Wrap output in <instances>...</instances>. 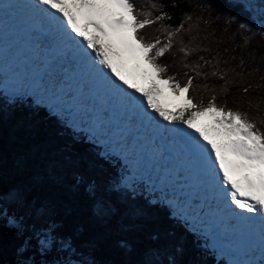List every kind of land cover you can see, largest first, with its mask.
Returning <instances> with one entry per match:
<instances>
[{"label":"snow or ice","instance_id":"obj_1","mask_svg":"<svg viewBox=\"0 0 264 264\" xmlns=\"http://www.w3.org/2000/svg\"><path fill=\"white\" fill-rule=\"evenodd\" d=\"M230 3L233 7L238 5L242 12L252 11L249 0H230ZM5 7L23 8L45 17L62 44L74 51L80 62L133 105L150 125L159 129L162 137L172 142L179 140L185 159L210 182L220 210L246 230L249 243L259 242V260L233 264H264V127L258 126L259 112L250 116L241 105L229 107L227 100L217 103V95L226 94L227 85L240 82L228 79L227 70L219 68V61L210 72L203 71L199 63H183V59L200 50L199 45L189 47L194 37L189 38L188 44L184 42L183 34L192 31L191 25L185 28L183 21L175 27L161 23L170 18L167 12L161 10L153 15L151 11H141L134 0H29L25 5ZM211 7L209 4L206 10ZM222 14L227 23L237 22L239 30H247L246 43L255 35L264 38V30L257 32L255 25L249 23L250 16L242 19L240 12L230 8ZM257 23L264 29V0H260ZM147 26H153L158 34L147 37L142 32ZM174 47L183 53L181 64L188 70L183 82L175 75H168V66L159 62ZM199 59L211 65L203 56ZM129 63L131 73L150 80L148 87L129 83L125 75ZM244 63L241 59L240 64ZM251 71H260V68ZM217 74L224 81L219 92L215 86L209 90L207 83L198 85L211 92L206 102L203 97L186 95L193 87L194 78L203 76L207 80ZM237 75L243 77V72ZM123 85L134 91H127ZM251 87L248 83L242 91L247 92ZM0 88L10 94L12 104L32 97L34 102H46L50 110L61 114L46 87L18 78L11 83L0 82ZM165 96L178 102L174 111L161 103ZM202 117L206 119L198 122ZM182 125L193 131L188 132ZM259 125H264V118L259 120ZM120 156L125 166L103 185L81 171H66L61 161L47 155L38 157L42 163L36 162L31 154L16 155L11 170L0 157V264H106L94 256V241L82 238L83 228L67 225V217L74 211L73 199L80 193L92 201L96 215L105 214L109 193L129 200L147 193V203L167 205L169 218H178L203 238L201 247L205 251L210 249L212 255L218 254L212 229L206 224L195 226L190 209L178 197L141 177L138 166L127 154ZM9 171L18 178L8 180ZM57 208L64 209L63 216L57 215ZM142 214L139 209L134 213L135 216ZM150 239L158 241L159 237L153 234ZM118 244L126 253H133L129 242L120 240ZM183 254L180 244L156 243L136 252L135 258L125 264H186L180 259Z\"/></svg>","mask_w":264,"mask_h":264},{"label":"trees","instance_id":"obj_2","mask_svg":"<svg viewBox=\"0 0 264 264\" xmlns=\"http://www.w3.org/2000/svg\"><path fill=\"white\" fill-rule=\"evenodd\" d=\"M134 3L139 10L151 11L153 15L161 10L167 12L170 18L161 23L175 27L183 21L185 28L191 25L192 31L183 34L184 42L188 44L189 38L194 37L189 47L199 45L200 50L183 59V63H199L203 71L210 72L219 61V68L227 70L228 79L240 81L227 85V93L218 94L217 103L232 99L231 103L234 104L242 99L251 105L259 104L260 108L264 107V80L261 79L264 76V38L255 35L250 43H246L244 35L247 30H239L237 22L227 23L222 14L224 9L230 8L233 12H240L242 19H249L251 12H242L238 5L233 7L230 0H134ZM153 4L158 7L152 8ZM209 4L212 6L211 10H206ZM255 14L257 16L258 11ZM257 21L256 17L249 19L257 32L264 30L259 28ZM142 32L147 37L158 34L153 26H147ZM199 56L211 61V65H205ZM182 58L183 53L177 52L174 47L159 58V62L168 66V75H175L176 79L183 82L188 70L182 67ZM241 59L245 61L243 65L240 64ZM257 67L260 71H251ZM240 72H243V77L237 75ZM205 83L209 90L215 86L217 92L224 85L219 74L216 77L209 76L207 80L201 76L194 78L193 87L186 95L197 99L203 97L206 102L211 92L198 87ZM248 83L252 87L243 92L242 89ZM235 90L241 95L237 99L231 96V91ZM248 92L253 94L250 98H245ZM11 99L10 94L0 91V157L10 170L16 155L31 154L38 163L43 162L38 157L47 155L61 161L66 171H81L103 185L124 167L120 158L105 152L96 139H93L96 142L93 141L89 133L73 125L64 115L52 114L46 105L34 102L32 97L17 104L10 103ZM228 106L235 107L236 104ZM243 107L247 110L249 108L245 105ZM17 178L9 171L8 180ZM147 195L143 193L135 200H129L109 193L106 196L105 214L96 215L92 201L82 193L77 194L72 202L74 211L67 217V225L81 226L84 230L82 238L94 241V256L106 264H125L134 259L135 253L144 247L164 242L182 245L184 254L180 259L186 264H226L222 258L224 253L219 251L218 255H212L210 249L205 251L201 247L204 244L203 238L190 233L179 219L169 218L167 205L147 203ZM137 209L143 214L135 216ZM56 212L59 216L64 215L63 208H57ZM127 225L135 226L126 227ZM153 234L158 235V241L150 239ZM120 240L129 242L133 246V253H126L118 244Z\"/></svg>","mask_w":264,"mask_h":264},{"label":"rangeland","instance_id":"obj_3","mask_svg":"<svg viewBox=\"0 0 264 264\" xmlns=\"http://www.w3.org/2000/svg\"><path fill=\"white\" fill-rule=\"evenodd\" d=\"M249 2L252 4V11H251V17L254 19V17H256V18H258V16H259V13H260V0H249ZM254 11V12H253ZM255 11H258V15L256 16V14H255ZM251 19V18H250ZM131 67H132V65H131V63H129L128 65H127V70L125 71V75L126 76H128V78H129V81H131V82H140L139 83V85L140 86H142V87H148L149 86V84H150V80H148V79H145L142 75H140V74H138V73H131L129 70L131 69ZM51 76V75H50ZM49 76V77H50ZM9 77V75L7 74V75H3V72H0V82H4L5 80H7V78ZM60 77H61V75H60ZM23 79L26 81V82H30L31 83V81H30V79L29 78H27L26 76L25 77H23ZM48 79H44V81H47ZM6 83V82H5ZM10 83H11V81H10ZM35 83V82H34ZM36 84V83H35ZM48 84L51 86L52 84H53V82H52V80H48ZM38 85V84H37ZM40 86H42L43 87V85L41 84ZM58 89H60L59 88V86H58ZM57 89V90H58ZM166 91H167V89H166ZM67 92H68V90H62V96H63V103H67V100H66V94H67ZM59 93V92H58ZM231 93H233V94H231V96H234L235 98L236 97H240L241 95L235 90L234 92H232L231 91ZM49 94H50V91H49ZM241 94H242V92H241ZM248 95H246L247 97H245V98H250L249 96L251 95L252 96V94L253 93H250V92H248L247 93ZM50 97H51V95H50ZM237 99V98H236ZM240 101H239V103L238 102H234V104H232L231 103V101H233L232 99H229L228 100V104H230V105H234L235 106V104H236V106L239 104H241V106H242V108H244L245 109V107H243V105H245V106H247V107H249L248 108V110H250L251 111V113L252 114H250L251 116L252 115H256L258 112H259V115H257L256 116V118H257V122H258V125H259V120L261 119V118H264V107H259V108H257V106H255V105H251V104H249L248 103V101H245V100H242V99H239ZM52 101L53 102H55L57 105H59V104H61V102H57L56 101V98L54 97L53 99H52ZM230 101V102H229ZM236 101V100H235ZM83 103H85V102H83ZM161 103L165 106V107H167L170 111H174L175 110V108H176V105H177V101H175L172 97H170V96H165V97H162L161 98ZM88 104V105H87ZM82 105H86V108L85 109H91L92 107H91V105H90V102H88V103H86V104H82ZM84 109V110H85ZM69 111H70V109H69ZM88 111V110H87ZM206 118L205 117H202V118H200V121H198V122H203L204 120H205ZM80 120H81V118H80ZM85 120V119H84ZM88 124H89V121H88ZM93 126V125H92ZM91 126V127H92ZM259 126H261V127H264V125H259ZM154 136L155 135H152V137L154 138ZM126 146H128V145H126ZM169 149H170V147H169ZM138 149L137 148H135V147H133L130 151H132V152H134V155L132 156L133 158H132V160H131V162H134V163H137V166H138V170H140V172L141 173H139V175H141V176H143V177H145V178H147V179H150V180H152L156 185H162V186H165L164 184H162V178H161V176H163L164 174H165V170H163L162 171V168L164 167V165H163V162H161V167H159V171H160V173L161 174H159V176L156 178V179H154L155 178V174L153 173L154 172V170H155V167H150L149 169H146V167L144 166L145 164L144 163H140L141 162V157H142V155H137L136 154V151H137ZM163 158V157H162ZM154 161H157V159H155ZM160 178H161V180H160ZM167 181H169V180H167ZM171 184H170V189L171 190H169L168 188L166 189V193L167 194H169V195H173V196H175V197H180V193L182 192V191H179L178 190V188H174V182H172V181H169ZM194 191V190H193ZM221 230H224V228H222Z\"/></svg>","mask_w":264,"mask_h":264},{"label":"bare ground","instance_id":"obj_4","mask_svg":"<svg viewBox=\"0 0 264 264\" xmlns=\"http://www.w3.org/2000/svg\"><path fill=\"white\" fill-rule=\"evenodd\" d=\"M5 31H6V30H5ZM6 32H7V31H6ZM38 44H39V47H41V46H40V43H38ZM37 53H38V52H37ZM37 53H36V54H37ZM89 102L91 103V101H89ZM93 103H94V101H93ZM82 104H86V103H82ZM87 105H88V104H87ZM91 107H92V106H91ZM93 109H94V108L92 107L90 110L92 111ZM87 110H88V109H85V110L83 109V111H87ZM87 113H88V111H87ZM157 119H158V118H157ZM145 124H146L147 127L152 126V125H150V124H149V123L143 118V124H141L140 126H144ZM158 133H160V132H159V129L156 128V127H154V126H152V133H151V134H152V135H157ZM152 138H153V137H152ZM150 139H151V138H150ZM154 140H155V138H154ZM163 140L167 142L166 144H167L169 147H170V144L173 145V144H176V143L179 141V140H178V141H174V142L170 143V141H169L168 139L164 138V137H163ZM170 148H171V147H170ZM190 181H191L190 176H188V178H187L186 181H185V185L188 186V184L190 183Z\"/></svg>","mask_w":264,"mask_h":264}]
</instances>
